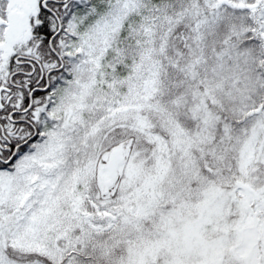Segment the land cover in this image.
Instances as JSON below:
<instances>
[{
    "label": "snow or ice",
    "instance_id": "6c2138e0",
    "mask_svg": "<svg viewBox=\"0 0 264 264\" xmlns=\"http://www.w3.org/2000/svg\"><path fill=\"white\" fill-rule=\"evenodd\" d=\"M0 264H264V0H0Z\"/></svg>",
    "mask_w": 264,
    "mask_h": 264
}]
</instances>
